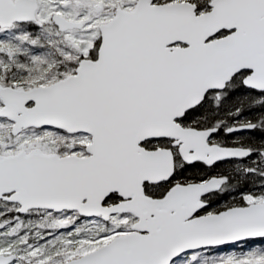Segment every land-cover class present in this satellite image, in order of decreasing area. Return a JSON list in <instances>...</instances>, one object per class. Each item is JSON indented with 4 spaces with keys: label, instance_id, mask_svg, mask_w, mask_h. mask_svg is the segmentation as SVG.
Wrapping results in <instances>:
<instances>
[{
    "label": "snow or ice",
    "instance_id": "obj_1",
    "mask_svg": "<svg viewBox=\"0 0 264 264\" xmlns=\"http://www.w3.org/2000/svg\"><path fill=\"white\" fill-rule=\"evenodd\" d=\"M0 264H264V0H0Z\"/></svg>",
    "mask_w": 264,
    "mask_h": 264
},
{
    "label": "rangeland",
    "instance_id": "obj_2",
    "mask_svg": "<svg viewBox=\"0 0 264 264\" xmlns=\"http://www.w3.org/2000/svg\"><path fill=\"white\" fill-rule=\"evenodd\" d=\"M36 215H40V213H36Z\"/></svg>",
    "mask_w": 264,
    "mask_h": 264
}]
</instances>
